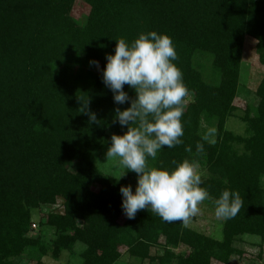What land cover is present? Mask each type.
I'll use <instances>...</instances> for the list:
<instances>
[{"label": "trees", "instance_id": "16d2710c", "mask_svg": "<svg viewBox=\"0 0 264 264\" xmlns=\"http://www.w3.org/2000/svg\"><path fill=\"white\" fill-rule=\"evenodd\" d=\"M77 2L89 8L82 22L73 16ZM149 31L172 38L173 63L189 94L183 143L162 149L148 166L197 162L212 207L223 190L238 192L243 206L223 220L221 239L166 223L151 209L128 219L119 189L135 190L133 173L117 178L97 163L109 136L127 131L113 122L114 109L130 107L115 105L102 82L105 56L114 55L115 40ZM246 39L255 41L251 50L264 67V0H0V264H46L43 258L59 261L66 252L82 264H120L126 255L159 264H231L245 256L237 247L244 236L263 246L264 75L258 104L241 117L246 134L226 128L241 89ZM124 91L136 98L128 85ZM204 124L215 127L213 141ZM43 207L55 208L40 221L53 231L50 241L34 233L32 214ZM181 246L189 252L175 253ZM156 248L163 254L153 255Z\"/></svg>", "mask_w": 264, "mask_h": 264}, {"label": "clouds", "instance_id": "9594fccd", "mask_svg": "<svg viewBox=\"0 0 264 264\" xmlns=\"http://www.w3.org/2000/svg\"><path fill=\"white\" fill-rule=\"evenodd\" d=\"M113 54H106L102 82L113 93L115 105L129 103L121 111L114 109V123L127 127L123 135L113 134L106 159L117 161L115 171L127 169L137 174V183L121 186V210L128 219L137 212L151 209L166 223L188 224L200 212L199 205L210 199V193L201 187L202 180L195 161L184 160L172 170L149 167L164 148L183 143L181 117L189 90L183 81L182 71L174 61L178 59L172 38L156 31L142 32L129 42L119 38ZM97 67L99 62L89 61ZM136 93L132 99L124 86ZM81 112L87 108L88 100ZM90 122H97L95 113L86 112ZM203 151V145H197ZM120 177V178H121ZM243 206L238 192L225 189L215 200L217 219L234 218Z\"/></svg>", "mask_w": 264, "mask_h": 264}, {"label": "rangeland", "instance_id": "374dc122", "mask_svg": "<svg viewBox=\"0 0 264 264\" xmlns=\"http://www.w3.org/2000/svg\"><path fill=\"white\" fill-rule=\"evenodd\" d=\"M89 8L85 4L81 2H77L73 16L80 22L84 21V18L88 15ZM255 45L254 40L246 39V49L243 56L242 62V71H241V89L239 96L235 101V112L234 116L229 118L226 123L227 130L237 134V135H245L246 134V125L241 121V117L245 114V109L248 106H256L258 104V99L255 94L257 87L261 78L264 75V67L259 64L257 55L251 50ZM192 99L188 98L190 102ZM205 132L209 137V140H214L215 138V127L212 125L204 124ZM111 136H109L111 141ZM106 152L102 151L96 154L97 163L100 169L109 175L120 178L123 175L125 169L121 171H115L117 167V161L114 159H106ZM198 174L201 175V171L197 169ZM132 180L136 184L137 183V174L132 172ZM200 212L191 218L188 224H185L187 227L204 233L209 236H214L216 238L221 239L222 237V223L223 220L217 219L214 215V208L209 202L206 200L199 205ZM55 208L53 207H43L38 211L33 212V224L35 229V235L41 234L44 239L50 241L53 238V231L47 227L40 226L41 217L44 213H49ZM242 251L245 252V256L238 257L235 256L232 258L231 264H264V245L262 246V240L258 237L244 236L237 244ZM84 246L82 244H78L76 246V251L80 252ZM189 252V248L185 246H181L175 253L177 254H185ZM153 255H162L163 251L159 248L152 250ZM43 261L46 264H82V259L79 255L71 256L69 253H64L62 258L59 261H54L50 257L43 258ZM16 264H34V262L30 261L28 258L21 259L17 261ZM120 264H159L158 261L150 262L134 260L129 257V255L124 256L121 260Z\"/></svg>", "mask_w": 264, "mask_h": 264}]
</instances>
